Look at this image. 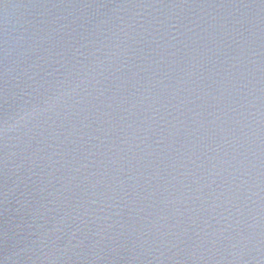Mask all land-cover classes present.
<instances>
[{
    "label": "water",
    "instance_id": "obj_1",
    "mask_svg": "<svg viewBox=\"0 0 264 264\" xmlns=\"http://www.w3.org/2000/svg\"><path fill=\"white\" fill-rule=\"evenodd\" d=\"M0 264H264V0H0Z\"/></svg>",
    "mask_w": 264,
    "mask_h": 264
}]
</instances>
